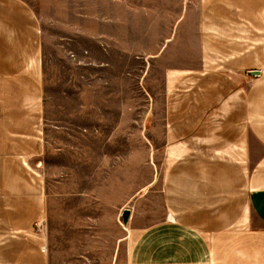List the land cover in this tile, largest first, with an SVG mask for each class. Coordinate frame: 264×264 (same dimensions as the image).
I'll use <instances>...</instances> for the list:
<instances>
[{"label": "rangeland", "instance_id": "1", "mask_svg": "<svg viewBox=\"0 0 264 264\" xmlns=\"http://www.w3.org/2000/svg\"><path fill=\"white\" fill-rule=\"evenodd\" d=\"M21 1L37 19V85L0 88V224L31 221L48 264H128L171 219L165 72L198 49L194 2Z\"/></svg>", "mask_w": 264, "mask_h": 264}, {"label": "crops", "instance_id": "2", "mask_svg": "<svg viewBox=\"0 0 264 264\" xmlns=\"http://www.w3.org/2000/svg\"><path fill=\"white\" fill-rule=\"evenodd\" d=\"M191 1L198 49L165 72L171 219L137 237L128 264H264V0ZM37 32L30 6L0 0V88L36 87ZM33 228L0 224V264H48Z\"/></svg>", "mask_w": 264, "mask_h": 264}, {"label": "water", "instance_id": "3", "mask_svg": "<svg viewBox=\"0 0 264 264\" xmlns=\"http://www.w3.org/2000/svg\"><path fill=\"white\" fill-rule=\"evenodd\" d=\"M248 74L252 77H260L261 76V71L259 70H252L249 71ZM130 215H131V210L130 209H125L122 212V220L124 225H126L130 219Z\"/></svg>", "mask_w": 264, "mask_h": 264}]
</instances>
